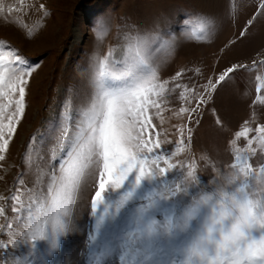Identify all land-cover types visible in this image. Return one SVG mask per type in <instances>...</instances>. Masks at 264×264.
Masks as SVG:
<instances>
[{"label": "snow or ice", "instance_id": "snow-or-ice-1", "mask_svg": "<svg viewBox=\"0 0 264 264\" xmlns=\"http://www.w3.org/2000/svg\"><path fill=\"white\" fill-rule=\"evenodd\" d=\"M33 10L41 14L37 24L12 19L13 13ZM50 15L39 0H0V19L27 38ZM195 15L187 38L204 42L211 20ZM260 15L264 0H259L241 38ZM93 24L95 39L102 41L110 18L100 13ZM124 27L128 30L121 55L110 48L94 60L81 110L73 112L75 101L69 96L47 133L31 137L24 162L36 169L34 183L28 186L21 172L11 194L0 195V218L5 221L0 223V264H264V163L257 170L251 162L264 155V124L252 128L245 121L235 133L229 141L234 152L229 167L235 171L211 190L197 174L195 160L175 159L191 143L189 125L200 123L202 110L218 90L247 65L229 66L203 83L194 79L203 76L200 69L162 79L160 68L168 57L159 53L174 54V33L141 30L135 24ZM35 71L18 49L0 40V168L25 118ZM186 76L191 83L185 82ZM256 91L253 104L264 105L262 89ZM170 97L180 102L178 109L171 108ZM168 111L182 121L173 125L178 134L174 143L161 138ZM215 122L222 125L219 116ZM50 139L54 144L42 152ZM165 144L173 147L166 149ZM42 163L48 164L47 172ZM87 187L94 190L91 227L82 234L85 246L62 253V242L79 231L75 210Z\"/></svg>", "mask_w": 264, "mask_h": 264}, {"label": "rangeland", "instance_id": "rangeland-1", "mask_svg": "<svg viewBox=\"0 0 264 264\" xmlns=\"http://www.w3.org/2000/svg\"><path fill=\"white\" fill-rule=\"evenodd\" d=\"M12 0H6V3ZM33 0H26L32 3ZM46 4L51 15L44 21V26L33 38H27L23 31L13 23L0 19V40L19 50L30 65L36 66L27 94V109L25 118L17 129V134L10 145L9 153L0 168V195H10L16 178L23 172L28 186L34 183L35 167H28L24 162L27 145L33 134H46L50 125L57 121L62 104L66 98L74 99L73 112H79L83 106L85 81L92 72V65L97 57H103L110 48L116 49V55H121L127 32L125 25H137L141 30L154 32H172L175 37V52H161L159 55L168 57L161 65L162 79H169L177 71L185 70L192 75L191 70L200 69L203 76L194 77L199 83L205 77H210L232 65H247L246 70L235 73L218 92L212 101L202 110L200 123L194 122L191 128L192 140L186 152L175 158L185 163L195 160L197 174L202 183L211 190L217 181L232 172L229 165L234 161V152L229 141L234 138L245 121L255 128L264 124V105L253 104L257 96V88L264 94V52L252 54L242 53L240 44L258 25L264 21L260 15L241 38L240 33L246 22L257 11L259 0H39ZM104 13L110 18L108 31L102 41L95 39L93 18ZM195 14H203L211 20L207 37L204 42H197L195 37L187 38L192 32L197 20ZM41 14L33 10L25 15L13 13L12 19L19 23L26 20L29 26L39 23ZM188 20L185 23V20ZM224 26L226 27L224 29ZM99 27V25H96ZM256 62L254 66L253 62ZM185 82L191 83L185 77ZM171 108L178 109L180 102L175 97L169 98ZM215 109V112H213ZM166 122L162 130H166L162 139L173 143L178 138L173 125L182 123L172 116V112L164 113ZM222 120L217 125L216 117ZM158 123V122H157ZM55 135H58L56 133ZM188 132L185 130V137ZM255 135V133H253ZM50 139L46 147L41 149L47 153L54 144ZM187 142V141H186ZM241 147L246 141H238ZM166 149L173 145L165 144ZM253 147H258L254 144ZM47 155L45 160H47ZM175 162V161H173ZM254 167L264 163V155H257L251 161ZM44 171L48 164L42 163ZM87 187L75 210V224L80 226L76 235L62 242L61 252L65 250H83L82 234L90 230V200L92 191ZM258 191V189H257ZM3 203V202H0ZM8 215L12 213L10 208ZM0 218V223H4ZM7 239V236L4 237ZM11 254V253H10ZM63 256L60 257L63 260Z\"/></svg>", "mask_w": 264, "mask_h": 264}, {"label": "crops", "instance_id": "crops-1", "mask_svg": "<svg viewBox=\"0 0 264 264\" xmlns=\"http://www.w3.org/2000/svg\"><path fill=\"white\" fill-rule=\"evenodd\" d=\"M247 1L244 0L243 5H247ZM226 27L224 26V29ZM240 50L245 54H254L257 52H264V21L258 25V29L252 31L244 38V41L240 44Z\"/></svg>", "mask_w": 264, "mask_h": 264}]
</instances>
